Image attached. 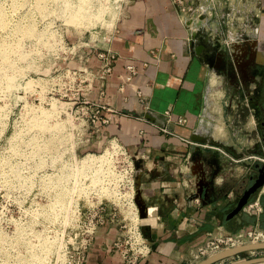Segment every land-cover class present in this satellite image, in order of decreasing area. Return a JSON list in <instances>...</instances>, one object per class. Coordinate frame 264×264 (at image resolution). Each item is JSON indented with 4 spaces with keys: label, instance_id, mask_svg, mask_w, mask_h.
Here are the masks:
<instances>
[{
    "label": "rangeland",
    "instance_id": "obj_1",
    "mask_svg": "<svg viewBox=\"0 0 264 264\" xmlns=\"http://www.w3.org/2000/svg\"><path fill=\"white\" fill-rule=\"evenodd\" d=\"M125 1L91 0L94 5L116 8L117 18ZM78 3L0 0V264H76L81 255L84 259L92 212L86 207L99 200L109 204L118 222L121 248L127 249L126 237L138 232L130 217L138 216L134 195L141 159L118 139L124 152L117 150L112 136L93 132L88 137L90 128L75 120L73 113L79 104L74 103L70 113L67 108L76 86H71L65 69L90 63L94 74L98 69L94 64L98 39L69 20L71 8ZM94 30L106 33L97 26ZM226 61L219 83L213 82L221 90L213 94L211 106L213 124L223 130L213 132L212 147L197 152L212 164L214 173H207L208 179L220 178L218 185L226 181L230 197L236 200L250 185L249 176L256 175L254 165L264 164V152L247 148L258 138L248 83L236 75L231 60ZM119 170L124 175L121 180ZM130 192L135 205L132 215L123 196ZM259 254L245 251L242 257L213 264Z\"/></svg>",
    "mask_w": 264,
    "mask_h": 264
},
{
    "label": "crops",
    "instance_id": "obj_2",
    "mask_svg": "<svg viewBox=\"0 0 264 264\" xmlns=\"http://www.w3.org/2000/svg\"><path fill=\"white\" fill-rule=\"evenodd\" d=\"M182 2L203 7V17L178 12L172 0H126L112 31L95 45L110 49L115 58L103 95H98L96 82L86 95L114 109L102 112L108 122L101 134L117 138L141 159L136 183L144 206L138 228L145 252L128 262L114 245L121 235L117 224L105 219L85 249L83 264H195L200 259H192V253L206 232L264 230V184L246 202L258 197L260 212L242 208L228 218L237 199L230 197L226 181L218 185L220 178L210 179L206 193L196 188L200 173H214L197 150L212 147L213 132L223 130L213 124L212 96L221 90L213 82L219 83V73H225L234 51L244 64L248 51L264 61V0ZM225 40L230 45H224ZM126 65L134 69L129 80H124ZM120 82L122 91L117 89ZM193 133L200 140H192ZM253 251L264 255V249Z\"/></svg>",
    "mask_w": 264,
    "mask_h": 264
},
{
    "label": "built area",
    "instance_id": "obj_3",
    "mask_svg": "<svg viewBox=\"0 0 264 264\" xmlns=\"http://www.w3.org/2000/svg\"><path fill=\"white\" fill-rule=\"evenodd\" d=\"M175 4L178 5L177 10L180 13L193 14L197 16L202 12H205V9L201 6L192 7L190 5L184 4L182 0H172ZM225 44H229V40L224 41ZM95 57L98 61L97 73H93L92 70L87 65H80L74 69H65V74L68 76L69 81H71V86L75 84L76 88L75 96L68 97L69 100V113L73 109V104L78 103L79 105L74 106L73 113L75 120L78 119L82 123L88 125L90 132L87 133L89 137L93 132L95 135L101 133L102 128L107 124L108 117L102 114V112L114 113V109L101 101H93L86 98L85 94L89 93L93 86L94 81H96L97 93L99 96L103 95L105 78L108 73L111 71L112 60L115 58V53L108 48H98V51L95 53ZM125 68L129 71V74L124 76V80H129L134 69L132 65H126ZM117 89L122 91L123 82H120ZM138 101H142V96L139 91L136 92ZM72 98V99H71ZM93 136V135H92ZM117 141V138L111 137ZM123 149V146L119 145ZM87 182V181H86ZM105 199V198H104ZM107 200V199H106ZM102 200H99L93 206L86 207L87 210L92 211L88 217V225L86 229V239L85 246L87 247L91 241V238L95 232V229L98 225L102 224L105 219L112 221L113 223L118 224L117 220L113 218V212L109 204H103ZM243 209L248 213H258L261 210L258 197H256L252 202H248L243 206ZM137 230L139 234V239L134 235L130 234L126 237L125 243L128 245V248H121L119 246V239L115 242V247H119L123 252V255L126 256L128 262L135 260L137 256L142 255L145 252V246L143 244L140 231ZM264 241V230L256 227H249L240 229L235 232H225L222 230H216L215 232H206L205 238L202 243L197 245L192 253V259L198 260L205 256L211 255L215 252H218L225 248H230L233 246L241 245L244 243H252ZM85 247V248H86ZM76 264H83V255L77 259ZM260 264V263H258Z\"/></svg>",
    "mask_w": 264,
    "mask_h": 264
},
{
    "label": "flooded vegetation",
    "instance_id": "obj_4",
    "mask_svg": "<svg viewBox=\"0 0 264 264\" xmlns=\"http://www.w3.org/2000/svg\"><path fill=\"white\" fill-rule=\"evenodd\" d=\"M240 59V56L235 55V51L233 55H230L231 64H233L232 66L236 75L240 77L241 81L248 83V100L257 121L255 132L258 138L249 143L247 148L264 152V61L260 62L254 56L251 57L249 51L243 58L247 59L245 64ZM261 165L264 164L261 163ZM254 166L256 175L249 176L250 185L258 175L259 166L256 164ZM206 174L200 173L196 180V188L200 193H206L208 191L207 187L209 186L210 179H208Z\"/></svg>",
    "mask_w": 264,
    "mask_h": 264
},
{
    "label": "water",
    "instance_id": "obj_5",
    "mask_svg": "<svg viewBox=\"0 0 264 264\" xmlns=\"http://www.w3.org/2000/svg\"><path fill=\"white\" fill-rule=\"evenodd\" d=\"M197 17L199 19V18H202L203 16L198 15ZM230 48L232 50L235 49L233 45H231ZM193 134L194 135L190 137L192 140H198L200 138V136L195 135V133ZM201 140H205V139H201ZM263 184H264V165H260L258 167V175L254 179L253 183L243 190L241 195L237 198L234 207L225 215V218L231 217L239 213L240 210L243 208V206L246 204L248 197L254 192H256L259 188H261ZM134 203L137 207L138 217L142 218L144 216L143 214L144 206L142 205V202L139 198V191L137 188L135 189ZM257 249H264V241L244 243V244L233 246L230 248H225L211 255L205 256L204 258L200 259L195 264L217 263L218 261H221L224 258L231 257L234 255L238 256L240 255L241 252L252 251V250H257ZM262 262H264V255H257V256H252L248 258L237 259V260L225 263V264H258Z\"/></svg>",
    "mask_w": 264,
    "mask_h": 264
},
{
    "label": "bare ground",
    "instance_id": "obj_6",
    "mask_svg": "<svg viewBox=\"0 0 264 264\" xmlns=\"http://www.w3.org/2000/svg\"><path fill=\"white\" fill-rule=\"evenodd\" d=\"M78 4L79 5L76 9H74V7L71 8L70 15H69L70 21L74 22L78 26L81 25L91 30L92 35L98 40H100L104 36V34L112 30L114 23L117 19L118 10L115 11L116 8L114 10L109 9L105 3L104 5H102L103 3H99V2H97L94 5V3L91 2V0H79ZM106 13L107 15H105ZM96 26L103 29V31L106 33L100 34L99 31L94 30V27ZM114 147H116L117 150L121 151L119 144L116 141L114 143ZM120 171L121 170H119V173H118V180H121V178L124 176L123 173L121 174ZM113 188L117 191V194H119L118 189H116L115 187H110V191H112ZM123 196H125V200H126V201L124 200L126 202V203L124 202V204L128 206V209L132 210L130 211L131 213H129L132 215L134 213L133 210L135 206L132 201V193L131 192L125 193L123 194ZM133 217L135 218L138 216L134 214V216L132 215L130 217V220L133 221V222L131 221V223L134 225V229H136L138 222L135 223V220ZM134 236L139 239V234L138 232H136V230H134Z\"/></svg>",
    "mask_w": 264,
    "mask_h": 264
},
{
    "label": "trees",
    "instance_id": "obj_7",
    "mask_svg": "<svg viewBox=\"0 0 264 264\" xmlns=\"http://www.w3.org/2000/svg\"><path fill=\"white\" fill-rule=\"evenodd\" d=\"M240 255H241V253H240Z\"/></svg>",
    "mask_w": 264,
    "mask_h": 264
}]
</instances>
